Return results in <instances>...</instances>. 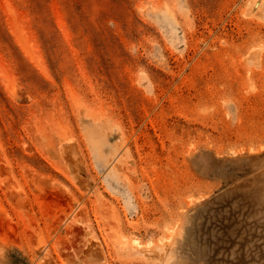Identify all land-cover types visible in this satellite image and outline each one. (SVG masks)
I'll list each match as a JSON object with an SVG mask.
<instances>
[{
    "label": "rangeland",
    "instance_id": "rangeland-1",
    "mask_svg": "<svg viewBox=\"0 0 264 264\" xmlns=\"http://www.w3.org/2000/svg\"><path fill=\"white\" fill-rule=\"evenodd\" d=\"M0 264H264V0H0Z\"/></svg>",
    "mask_w": 264,
    "mask_h": 264
}]
</instances>
